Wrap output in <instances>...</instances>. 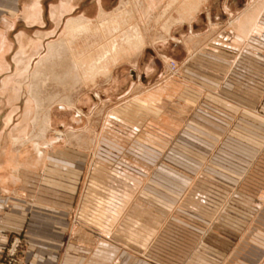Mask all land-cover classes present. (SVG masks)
<instances>
[{"label":"crops","instance_id":"crops-1","mask_svg":"<svg viewBox=\"0 0 264 264\" xmlns=\"http://www.w3.org/2000/svg\"><path fill=\"white\" fill-rule=\"evenodd\" d=\"M79 2L0 0V75L7 71L11 74L2 86L11 84L10 88L18 91L9 106L10 119L18 110V103L25 106L24 121L33 112V98L21 97L22 91L13 84L12 72H17L19 65L26 66L27 71L44 40L56 35L63 41L81 40L87 28L85 34L97 33H92L95 28L91 27L93 20L88 17L65 21ZM223 4L215 16L208 14L209 28L200 46L209 53H217L219 63L213 71L216 75L203 73L201 81L196 83L186 81L187 78L185 83L175 81L173 100L161 91L143 98V103L152 104L158 111L157 116H150L158 126L154 138L159 135L169 141L173 137L168 144L158 139L155 146L146 149L170 156L157 157L152 163L144 159L136 167L124 158L112 160L103 167L102 163L90 166L93 171L90 182L95 180L96 183L92 182L95 185H108L110 192L115 184L124 188L119 191L122 195L117 200L103 201L96 197L97 214L103 213L99 209L103 204L98 205V200L112 207V211L108 210L111 214H115L113 206L117 204L115 212L123 217L133 202V209L138 213L143 210L147 216L157 218L152 228L131 229L128 231L130 240L125 243L127 247L120 248L113 242V238L120 241L119 237H109L111 228L77 224L64 230V234L69 233L65 241H31L27 253L29 264H264V144L258 148L256 140L259 121L264 122V99L259 98L258 91L264 89V0H225ZM103 15L101 10L100 18ZM74 30L77 33L72 37ZM193 46V43L186 44L188 56L195 52ZM12 53L13 66L8 62ZM74 56L79 57L77 48ZM192 68L189 69L197 71ZM144 74L149 76V69H145ZM2 86L1 92L5 95ZM4 97V102L0 98V103L7 105ZM162 101L165 102L162 104ZM164 104L173 106V112L165 113ZM27 105L29 114L25 112ZM243 118L251 126L244 132L235 128ZM147 119L150 118H140L143 124ZM229 137H239L240 141L235 142L239 145L224 144ZM223 153L238 155L233 156L235 160L231 162ZM242 153L250 156L242 159L239 155ZM0 156V209H3L12 198L3 197L2 193H7V188L16 186L19 180L15 177L12 156L8 155V163H3L4 154ZM82 172L83 168L74 167L70 174L73 195L81 183ZM42 182L46 187L49 185ZM131 185L142 192L131 198L128 194ZM90 189L94 191L93 187ZM95 189L97 195H103L99 188ZM7 214L4 212L5 223L14 225L12 217L15 216L6 217ZM162 217H166V222L169 220L164 225L160 222ZM166 241L170 243L168 248L163 247Z\"/></svg>","mask_w":264,"mask_h":264},{"label":"rangeland","instance_id":"rangeland-1","mask_svg":"<svg viewBox=\"0 0 264 264\" xmlns=\"http://www.w3.org/2000/svg\"><path fill=\"white\" fill-rule=\"evenodd\" d=\"M224 2L225 0H80L75 11L67 14L65 21L72 17H88L93 20L91 27L95 30L92 33H97L82 34V39L76 41H63L59 39V35L52 36L42 42V47L32 58L27 71L26 66L19 65L18 71L12 72L15 75L13 84L22 91L21 97H32L34 103L33 112L25 121L22 103H18L16 115H12L11 119V108L0 103V154H4L3 163L9 162L8 155L12 156V165L17 172L15 177L19 180L16 186L7 188V193H2L3 197L12 199L0 209V232L3 235V240L0 241V264H29L27 253L31 241H65L69 233L64 234V230L77 224L111 228L109 237L111 239L118 236L121 242L115 238L113 242L120 248L127 247L125 243L130 240L131 234L128 231L131 229L138 230V227L143 226L152 228L157 218L147 216L143 210L138 213L133 209V202L127 212L131 216L126 214L123 217L119 212L116 213L117 204L113 206L116 207L113 210L115 214H111L112 207L103 201H108L109 198L117 200L122 195L119 191H122L123 186L115 184L114 190L110 192L108 185H95V180L90 182L93 172L90 166L102 163L103 167L112 160L120 161L124 158L131 166L136 167L144 159L152 163L157 157L167 159L170 156L166 153L155 154L146 149L155 146L158 139L163 144H168L173 137L163 133L170 138L169 141L162 139L164 136L157 135V139L154 138L158 126L150 116H157L158 111L152 104L143 103V98L161 91L173 100L172 88L175 81L185 83L187 78L186 81L196 83L201 81L203 73L216 75L213 71L219 63L217 53H209L200 46L202 37L209 28L208 14L215 16ZM46 8L47 17L49 11ZM101 10L104 11L102 19L99 16ZM113 17L119 18V25L113 24ZM75 32L74 30L71 34L74 35ZM134 34L140 39L142 47L123 43L124 36ZM192 43L195 52L188 56L186 44ZM113 45L118 46L122 54L119 53L121 55L116 57V61L109 60V55L108 61L102 62V65L108 64L109 70L113 69L112 72L97 74L93 80H89L83 77L84 73L80 74L75 70L76 60L96 58ZM75 48L79 57L72 53ZM122 48L125 49L121 50ZM13 54L8 56V62L12 66ZM172 64L177 66V71L173 73L169 71ZM192 66L197 71H191ZM145 69H149V76L144 74ZM187 70L194 73L195 77L187 73ZM10 75L9 71L0 75V98L6 96L2 94L1 86ZM258 91L259 98L264 99V89ZM163 102L165 101L161 103ZM27 106L28 111L25 112L29 114L30 106ZM163 106V109L166 107L165 113L173 112L170 104ZM141 116L150 119L143 124ZM240 124L235 127L238 131L244 132V129L249 130L251 127L244 118ZM258 129L256 140L260 148L264 144V122L259 121ZM56 134L63 138L50 146L56 139ZM237 141H240L239 137H229L223 143L239 145L235 143ZM36 146L42 151L41 159L36 157ZM237 155L224 154L231 162L235 160L233 156ZM239 155L243 156L242 159L250 156L248 153ZM74 167L83 168V172L81 183L73 195L70 174ZM42 181L49 185H42ZM90 187L94 191L91 192ZM96 187L104 192L99 191L103 195L96 194ZM128 190L131 198L142 192L133 185ZM96 197L103 199L98 200V205L100 202L103 204L99 205L103 213L97 214ZM4 212H8L6 217L11 214L15 216L12 217L14 225L5 223ZM106 213L108 216H105ZM160 222L161 225L166 224V217H162ZM47 228H51V231ZM168 243L169 241L164 242L163 247L168 248Z\"/></svg>","mask_w":264,"mask_h":264},{"label":"bare ground","instance_id":"bare-ground-1","mask_svg":"<svg viewBox=\"0 0 264 264\" xmlns=\"http://www.w3.org/2000/svg\"><path fill=\"white\" fill-rule=\"evenodd\" d=\"M194 9V8H193ZM112 21H113V24H116V25H119L120 24V22H119V18L118 17H113V19H112ZM102 27V26H101ZM130 29V28H129ZM88 28H87V30H84L83 31V33L85 34L86 32H88ZM90 32V31H89ZM122 33V32H121ZM126 33H128V32H126ZM134 33V32H133ZM125 34V33H124ZM70 36H74V35H70ZM71 37V38H72ZM70 38V37H69ZM111 38V37H110ZM71 41H73V40H71ZM118 42V41H117ZM120 42H122V39L120 40ZM126 43V45L128 44V45H135L136 47H142L141 45H142V43H141V41H140V39L138 38V37H136L135 36V34L134 35H131V36H129V35H126V36H124V38H123V43ZM114 43V42H113ZM112 45V44H111ZM118 45V44H117ZM126 45H124L123 44V46H126ZM122 46V47H123ZM106 48H107V46H106ZM123 49H125V48H122L121 50H123ZM108 50V49H107ZM102 51H103V48H102ZM101 51V52H102ZM75 52V51H74ZM74 52H72V53H74ZM125 52V51H124ZM119 53H121L120 52V48L118 47V46H116V45H113V46H111V49L110 50H108V51H103V54L102 55H100V56H98V57H96V58H93L92 56V58H90V59H85V60H81V61H78V60H76L77 62H76V64H75V70L77 71V72H79L80 74H85V76H83L85 79H89V80H93V78L97 75V74H100V73H107L108 72V70H109V68H108V64H107V66H105V65H102L103 63L102 62H104V61H106L107 60V58L109 57V55L111 56V59H109V60H111V61H116L117 60V58H118V55H121V54H119ZM125 54V53H124ZM117 57V58H116ZM110 58V57H109ZM108 61V60H107ZM110 62V61H109ZM113 63V62H112ZM74 70V71H75ZM78 73V74H79ZM102 75V74H101ZM100 76V75H99ZM80 78V77H79ZM83 80V79H82ZM85 82L87 81V80H84ZM92 83H93V81H92ZM11 85V84H10ZM10 85L9 84H3V86H2V88H3V93L6 95V102H7V106H11L12 105V101L14 100V98L17 96L16 95V92H18V91H16V90H14V89H12V88H10ZM16 89V88H15ZM2 98V97H1ZM4 98V97H3ZM4 100V99H3ZM27 107V111H28V106H26ZM24 108H25V106H24ZM78 115V114H77ZM56 139H54V141L50 144V146H52V144H57L58 142H60V140H61V138H63L60 134H56ZM36 153H37V156L36 157H38L39 159H41L42 158V151L40 150V148L39 147H37L36 146ZM36 160H38V159H36ZM6 163H7V161H6Z\"/></svg>","mask_w":264,"mask_h":264},{"label":"built area","instance_id":"built-area-1","mask_svg":"<svg viewBox=\"0 0 264 264\" xmlns=\"http://www.w3.org/2000/svg\"><path fill=\"white\" fill-rule=\"evenodd\" d=\"M169 71H171L172 73L173 72H176L177 71V66L175 65V64H172L171 66H170V70Z\"/></svg>","mask_w":264,"mask_h":264}]
</instances>
